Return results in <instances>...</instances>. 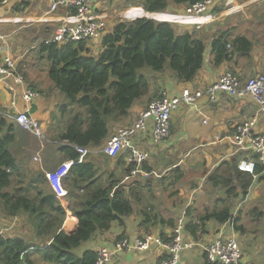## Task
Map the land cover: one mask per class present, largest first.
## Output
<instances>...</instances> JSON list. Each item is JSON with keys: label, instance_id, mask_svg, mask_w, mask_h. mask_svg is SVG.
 Masks as SVG:
<instances>
[{"label": "trees", "instance_id": "16d2710c", "mask_svg": "<svg viewBox=\"0 0 264 264\" xmlns=\"http://www.w3.org/2000/svg\"><path fill=\"white\" fill-rule=\"evenodd\" d=\"M122 1L126 10L141 8L148 14L168 11L183 14L187 8L206 0ZM222 11V5H218L210 15L217 16ZM67 12L74 13L73 10ZM218 25L215 24L216 32L209 39L208 33L202 34L200 29L190 30L146 18L117 21L97 41L45 44L46 38H43L34 50L40 60L44 58L48 62L46 76L67 101V107L63 106L57 114L61 119L58 122L64 124L57 137L59 144L51 145L58 147L57 154H61L63 160L75 162L77 148L102 149L114 125L124 124L131 109L143 105L144 98L150 103L166 94L165 86L169 84L195 89L199 72L207 63V41L213 68L229 63L237 55L249 57L251 43L242 36H232V30L217 31ZM27 87L34 92L38 90L33 84L27 83ZM33 139L29 132L0 115V220L20 219V226L26 228H18L24 236L0 234V264L23 261L27 264H94L98 250L84 249L80 257L75 252L84 244L96 243L114 228L119 233L112 244L127 238L125 220L133 212L132 204L140 202V195L131 185H121L100 172L88 157L81 164H73L61 180L67 191V210L77 220L75 231L66 234L62 230L66 210L55 198L45 174L33 165ZM53 154L55 152L47 154L48 161ZM101 159L110 158L103 155ZM116 159L119 162L122 156ZM250 159L255 164L252 175L239 172L234 160L207 175L206 182L223 189L229 200L243 202L254 177L264 170L257 156L251 155ZM133 169V165H127L125 174L129 176ZM141 170L150 173L146 163ZM171 176L172 185L183 179L179 168L170 170L168 179ZM230 204V201L222 202L220 207L205 210L196 222L185 223V238L198 243L204 236L201 224L229 222L233 208ZM142 217L143 222L137 228L138 238L150 235L149 227L154 223L164 224L158 215L144 213ZM167 222L172 230L166 235L160 233L158 237L162 240L172 237L177 223L173 226L172 220ZM108 244L111 243L108 241ZM164 258L166 256L159 257L157 264Z\"/></svg>", "mask_w": 264, "mask_h": 264}, {"label": "crops", "instance_id": "0c3cea01", "mask_svg": "<svg viewBox=\"0 0 264 264\" xmlns=\"http://www.w3.org/2000/svg\"><path fill=\"white\" fill-rule=\"evenodd\" d=\"M50 1L51 0H11L9 7H0V18H3L4 20L18 19V24H40V19L47 16V13L49 12ZM132 9L138 10L140 8ZM94 10L96 13H102L106 15V9L102 0H97L96 8ZM181 10L175 11L181 12ZM66 14V10L59 9L55 14L52 15V20L50 23L58 24L57 20L64 18ZM154 19L158 21L163 20L159 18L158 14L154 16ZM191 19L192 21L185 24L190 23V25H196L202 24L204 21H206L205 19L200 18ZM8 24L17 25L13 23H0V57H4L6 55L13 56L10 51V45L11 42L16 40L15 35L13 36L12 34L10 36L11 32H9L8 36L10 37H8L7 35L5 36L1 33V30L4 28H7L5 32L9 31ZM197 28L202 31V34L208 33V39L216 32L212 25L209 26L208 29L207 26L205 29L200 27ZM209 43L210 42L207 41V63L199 72L198 78L195 82V89L205 90L225 73H231L233 76L237 77L238 80L246 79V81L260 74L252 54L249 57L244 58L246 62L242 61L243 59H239L237 56H234L229 63H225L218 68H213L211 64L212 56L209 51ZM249 60L252 61L250 65L248 62ZM23 79L26 87L27 83L31 85L33 84L29 78L27 79V77H23ZM246 81L240 83L244 84ZM11 83L12 82L10 80H0V112L13 115L17 113H27L29 117L33 118L40 124L45 143H43L44 146L41 148L39 141L33 137L35 140L33 139L32 141L35 142V148H33L32 162L33 165L39 167V169L44 174L46 172H52L60 164L68 162L67 160H63V156L61 154H57L58 147L51 146L59 144L57 143V137L61 134L64 124L63 122H58L61 119L56 112L52 113L51 102L43 100V97L40 95L39 99L31 102L30 104H26L22 100L21 88L16 85L11 86ZM184 87L188 86L183 84H169L165 86V91L166 93L176 95ZM143 109L144 108H142L141 105H135L131 109L128 119H126L127 121L125 123H133L136 120L138 113ZM259 116L257 104L249 97L232 98L227 95H217L213 103L203 99L199 101L195 107L181 106L171 115L169 129L170 133L165 141L159 144H154L151 140L150 129L134 138L133 145L148 154V158L144 163H146L150 169V173L147 174L154 177L145 180L144 178L139 180L137 179L138 181L132 182L136 183V185H132L131 182L127 184L126 182L133 180L134 177L127 179V177H130L131 172L129 176L125 174V169L127 166L125 153L119 155L122 156V159H120L118 162L116 159L117 157L104 161L101 159L102 156H99L100 153L98 156H92L93 152L91 151L87 159L90 160L100 172L111 176L114 180L120 182L121 185H131L132 188H135L140 195V202L132 204L133 212L125 220L126 233L128 235V237L125 239L132 240L133 238L137 237V228L140 223L143 222L142 218L141 221H138L136 224L132 225L129 218L137 215V209L140 206L146 207L149 205L148 201L152 202L153 199H158V194L154 197V193L151 194V191H149L148 188L156 185L157 183L160 184L165 182V180L168 178L162 180L163 177H167L170 170L179 168L183 174L182 180L185 178V182L189 181L186 187L184 185L185 182L182 183V180L180 181L182 183L183 189H181V187L178 188L179 192L177 193L176 198L179 199L178 204H180L178 208L176 206L175 208L170 209L169 212L166 211L168 212L166 214L158 213L160 218L164 221V224L160 225L159 223H154V225H151V227H149V231L151 232L150 235L158 236L160 233L165 235L170 233L172 228L169 227L170 223L167 222L168 220H172L173 226L180 218H184V224L190 220L192 222H196V218L202 215L205 210H212L216 207L222 206V202L228 203V201H230V205L233 207L231 210V220L225 224H218L214 221H207L201 224L200 227L203 229L204 236L200 242L196 243V247L200 249H193L192 251L184 252L181 254L179 262L181 264H206L202 246L211 242L217 235L222 234L223 236L234 237L235 240H238V244L242 252L243 264H252L251 261H253L254 264H264V252L263 250L261 252L259 247V244L261 245V243L255 241L258 243V246H253L255 250L253 254L249 256L247 243L244 242L243 237H241L239 234H236L234 231L236 222L235 218H239L241 214V209L239 206L244 204L246 201L249 202V204L253 203L259 199L260 196H264V170L260 175L254 177V181L249 188L246 199L243 202H239L238 200L235 202L229 200L226 197L223 189L213 187L206 182V176L221 165H228L234 160H237L238 162L241 159H250L251 155L253 154L249 151H241L236 149L230 142V138L234 134V131L239 124L254 117L258 118ZM261 120L262 118H258L256 132L264 135V127L261 126ZM177 123L178 125L182 123L185 131L180 132V136L178 138L171 140V137L173 136V128ZM189 138H191V140ZM192 142L193 145H191ZM185 144H189L190 148L185 151L178 150L179 147ZM52 152H55V154L51 156L50 159L52 160L48 161L47 154H51ZM194 152L199 153V158L192 162L190 161L189 163H185V160L189 158ZM36 156H38V161L35 162L34 158ZM167 161L170 162L167 164ZM191 174L196 176L197 179L193 180ZM180 182L177 183V185H181ZM63 189L66 191L64 187ZM65 203L68 207L69 203L67 201H65ZM150 207L152 206L150 205ZM71 208L72 205L70 204V209ZM146 211L149 212L147 208ZM20 221V219H15L13 221L2 220L1 223L7 227V230L12 229L14 233L18 234L19 236H24V232H19L18 230V228L26 230V228L20 226ZM76 223V218L73 217L69 210H67L62 230L66 234L70 235L75 231L77 227ZM118 233L119 230L114 228L110 234L101 237L96 243L84 244L82 249L93 248L97 251V249L99 250L101 248H109L114 245L115 242L113 244L112 242ZM247 240L248 242L255 243L252 241V239ZM108 241L111 244L105 243ZM250 248L252 247L250 246ZM158 258L159 257L156 248H152L150 251L144 253H120L115 256L111 264H157Z\"/></svg>", "mask_w": 264, "mask_h": 264}, {"label": "built area", "instance_id": "2783aa9c", "mask_svg": "<svg viewBox=\"0 0 264 264\" xmlns=\"http://www.w3.org/2000/svg\"><path fill=\"white\" fill-rule=\"evenodd\" d=\"M234 1L226 2L225 4L228 6ZM96 2L97 0H51L49 12L47 16L40 19V23H50L52 15L59 9L73 10L74 13L68 14L67 12L64 18L57 20L58 26L52 37L44 43L64 44L100 40L106 34L108 18L102 13L95 12ZM211 2L212 0H206L197 3L187 8L183 14L163 13L168 18L158 22L186 25L185 19L200 18L207 19L202 24L208 23L214 19L211 15H205L207 6ZM10 3L11 0H0V7H9ZM0 23L18 24L19 20H4L0 18ZM17 65L18 58L12 55L0 57V80H10L12 82L11 86H19L22 91V100L26 104H30L39 99L40 94L25 86L24 79L18 72ZM217 95H227L232 98L249 97L257 104L258 115H264V74H259L241 84L237 77L231 73H225L205 90L184 87L176 95L171 93L163 94L141 110L136 120L129 127L118 130V133L116 132L113 136H110L100 152L110 159L125 153L127 165L131 164L134 166L130 177H127V179L136 177L137 174L148 177L149 174L141 170V166L147 160L148 154L133 145L134 138L150 129L151 140L154 144L165 141L169 136L171 115L176 110L181 106L195 107L203 99L213 103ZM2 116L22 130L29 132L39 141L41 148L44 146L45 139L41 132L40 124L29 117L27 113L14 115L4 113ZM257 125V117L242 122L236 127L230 142L236 149L249 151L258 157L259 162L264 163V135L256 132ZM76 153L78 157L75 162L62 163L54 171L45 173V178L55 198L66 211L67 205L64 200L67 192L63 189L61 180L65 178L73 164L83 163L91 151L86 148H77ZM34 161H38V156L34 158ZM254 167L255 164L250 159H241L236 166L239 172L251 175L254 172ZM183 230L184 218H180L177 220L172 237L167 240H162L158 236L147 235L143 238L135 237L132 240L122 239L116 241L113 246L101 248L97 251L94 264H111L115 256L120 253H144L152 248H156L158 257L166 256L158 264H176L180 261L181 254L193 250L197 246L195 242L185 238ZM202 250L207 264H243L242 253L234 237H226L219 234L211 242L202 246ZM20 264L27 263L23 261Z\"/></svg>", "mask_w": 264, "mask_h": 264}, {"label": "rangeland", "instance_id": "374dc122", "mask_svg": "<svg viewBox=\"0 0 264 264\" xmlns=\"http://www.w3.org/2000/svg\"><path fill=\"white\" fill-rule=\"evenodd\" d=\"M102 2L106 9L105 13L108 16L107 17L108 21L106 24V33H108L112 29L113 25L117 21L120 20L132 21V20H127L125 18V14L127 13V10L132 8H129L127 10L126 8H123L124 3L122 0H102ZM220 5H222L223 11L221 12L220 15L213 16L214 18L213 21H210L202 26L183 24L182 26L179 27H184L186 29L191 30L192 28L198 29L197 27L205 29L207 26L208 29V27L212 25L215 29V24H221L218 25V27H216L217 31L232 30V36L235 37L242 36L251 43L250 55L252 54V56L254 57L255 64L257 69L259 70V73L264 74V0H249L247 2L245 0H235L232 4H229L228 6H226L225 2H221ZM235 6L237 9L233 10ZM168 12L173 13L170 11ZM57 25L58 24L55 23L53 24L40 23L34 25H29L25 23L17 24V25L8 24L9 31L5 32L7 28L3 27L4 29L1 30V33L5 36L6 35L8 36L9 32H11L10 36L12 34L13 36L15 35L16 40L14 42H11L10 51L13 54V56H15V58H18L17 68L19 73L22 74L23 77H27V79L29 78V80H31L33 84L37 86L38 88L37 92L41 91L40 95L43 97V100L52 103L51 104L52 113L56 112L58 114V110H59V114H60L61 108H63V106L67 107V101L64 98V95L60 94L57 91V89L54 87V85L46 76V71L49 65L48 62L44 58L40 60L38 55H36V50H34V48L39 44V42L43 38H46L45 40L47 39L50 40ZM46 30L47 32L45 33ZM92 48H94V46H92ZM237 57L239 59H243L242 61L246 62L244 56L237 55ZM248 62L249 65L252 63L251 60H249ZM244 81H246V79H243L241 82L243 83ZM148 103H149L148 99L144 98L142 101L143 105H141V107L145 108ZM0 114L3 115L4 113L0 112ZM258 118H262L261 126L264 127V115L261 114ZM127 124L124 123V124L114 125L111 132V136H113L118 130L129 127L132 123L129 124L127 122ZM184 131L185 129L182 123H180L179 125L177 123L173 128L172 131L173 136L171 137V140L178 138L180 136V132H184ZM189 139L191 140V138ZM191 145H193V142L191 143ZM189 148L190 145L185 144L179 147L178 150L185 151ZM100 151L101 149L92 150L93 152L92 156L94 155L98 156L99 153H101ZM101 155L103 156L102 153L99 156ZM198 158H199V153L194 152L189 158L185 160V163H189L190 161L192 162ZM169 162L170 161H167L166 163L168 164ZM151 177L154 178L152 175H149L148 177H144L137 174L136 178L134 177L133 180H129L126 182L128 184L130 182L131 183L134 181L136 182L139 179H143V178L144 180L150 179ZM191 177L193 180L197 179V177L192 174ZM166 178H168V175ZM172 180H173V176L165 180V182L163 183L160 184L157 183L156 185H153L152 187L148 188L149 191H151V194L154 193V197L157 196L158 194V199H153L152 202L148 201L149 205H147L146 207L140 206L137 209V215L129 218L130 223H132V225L136 224V222L138 221H141V219L143 218L142 215L144 213H148L150 215H158V213L166 214L169 212L170 209L175 208L176 206L178 208L180 204V203L178 204L179 199H176L177 193L179 192L178 188L181 187V189H183L182 183L185 182V178L184 180L181 181L182 183L180 182L181 185L179 184L172 185L171 184ZM188 183L189 181L185 182L184 184L185 187L188 185ZM133 184L136 185V183H132V185ZM150 205L152 207H150ZM146 208L149 210V212L146 211ZM239 208L241 209V214L239 218H235L236 221L234 227L235 233L243 237L244 242L247 243L248 245L247 250L249 251L248 253L249 256H251L255 250L253 246L254 245L258 246V243H256L255 241L261 243V245L259 244L260 251L262 252L263 250L264 252V196H260L259 199H257L256 201L250 204L249 202L246 201L244 204L240 205ZM235 228H239V230L236 231ZM4 229L5 228L4 226H2V223L0 221V234L2 236H5V233L14 234V231L12 229L9 230H4ZM247 239H252V241H254L255 243L248 242ZM236 241L238 244V240ZM105 243L108 244V242ZM249 244L252 248H250ZM193 249L197 250L200 248L195 247ZM83 252L84 249L78 250L75 252V255L80 257ZM251 263L254 264L253 261H251Z\"/></svg>", "mask_w": 264, "mask_h": 264}, {"label": "bare ground", "instance_id": "6f19581e", "mask_svg": "<svg viewBox=\"0 0 264 264\" xmlns=\"http://www.w3.org/2000/svg\"><path fill=\"white\" fill-rule=\"evenodd\" d=\"M237 8H236V6L233 8V10H236ZM144 15H146V13H143V12H141L140 11V9H129V10H127V13L125 14V18L127 19V20H133V19H135V18H139V17H143ZM157 15V14H156ZM158 16H159V18H161V19H163V20H165V19H167L168 17L167 16H165L164 14H158ZM205 20H207V19H205ZM190 21H192V19H185L184 20V22L185 23H187V22H190ZM188 24H190V23H188Z\"/></svg>", "mask_w": 264, "mask_h": 264}, {"label": "water", "instance_id": "95a60500", "mask_svg": "<svg viewBox=\"0 0 264 264\" xmlns=\"http://www.w3.org/2000/svg\"><path fill=\"white\" fill-rule=\"evenodd\" d=\"M233 0H212L211 4L209 6H207V9H206V12H205V15H210L213 11V9L220 5L221 2H231ZM141 9V8H140ZM141 11L143 12V10L141 9ZM147 15L144 16V17H139V18H135L133 20H138V19H142V18H146V19H150V20H154V21H158V20H155L154 18H152V16L156 15V14H148L146 13ZM132 20V21H133ZM176 264H181L180 262H177Z\"/></svg>", "mask_w": 264, "mask_h": 264}, {"label": "clouds", "instance_id": "9594fccd", "mask_svg": "<svg viewBox=\"0 0 264 264\" xmlns=\"http://www.w3.org/2000/svg\"><path fill=\"white\" fill-rule=\"evenodd\" d=\"M64 201H66V200H64Z\"/></svg>", "mask_w": 264, "mask_h": 264}]
</instances>
